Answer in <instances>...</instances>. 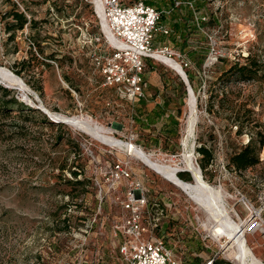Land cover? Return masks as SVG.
I'll return each instance as SVG.
<instances>
[{"label":"rangeland","instance_id":"1","mask_svg":"<svg viewBox=\"0 0 264 264\" xmlns=\"http://www.w3.org/2000/svg\"><path fill=\"white\" fill-rule=\"evenodd\" d=\"M15 7L29 22L9 32L13 20L8 13ZM96 11L95 0H0V67L20 80L15 85L0 76V85L9 89L7 94L0 91V102L15 97L25 105L12 110L0 106V264H126L115 228L128 215L121 204L128 185L123 181L113 190L105 177L121 160L131 165L135 178L145 181L151 198L165 204L169 226L162 234L184 264H237L227 257L234 240L225 233L220 241L214 240L207 213L182 189L126 149L52 120L53 113L91 116L122 142L133 139L148 154L184 165L185 82L163 62L154 64L164 82L150 85L153 97L148 100L161 101L163 114L169 116L149 125L148 100H127L101 85L95 55L102 33ZM203 11L201 29L190 19L185 22V10L180 22L187 36L173 42L175 35L158 34L155 44L165 40L183 64L206 57L207 61L209 35L217 40L218 60L201 69L194 61L184 67L195 76L200 116L194 146L188 150L200 168L203 156L197 147L212 149L214 160L200 168L204 179L223 190L233 219L247 222L244 240L264 262V229L257 225L264 227V212L259 214L264 208V160L244 171L229 164L230 157L251 139L264 156V72L250 81L237 75L219 78L234 62H247L249 53L264 65V0H206ZM29 59L35 67L21 64ZM200 74L207 81L204 90H200ZM32 85L42 87V92ZM173 117L179 119L177 127L169 126ZM76 180L86 184H74ZM239 191L254 204V213ZM157 210L154 207L155 215ZM252 217L257 223L251 224Z\"/></svg>","mask_w":264,"mask_h":264},{"label":"built area","instance_id":"2","mask_svg":"<svg viewBox=\"0 0 264 264\" xmlns=\"http://www.w3.org/2000/svg\"><path fill=\"white\" fill-rule=\"evenodd\" d=\"M180 3L177 1L176 6ZM102 4L103 17L96 11L102 37L98 38L100 49L95 55V62L103 76V86H115L121 97L131 101L144 98L146 60H156V52L170 57L175 55L168 45L155 44L158 34L168 35L171 31L170 27L162 23L163 14H170L171 9L159 10L144 1L127 4L124 0H102ZM199 18L197 15L196 20ZM202 19L205 20V17ZM209 36L211 51L206 67L218 60L217 40ZM211 58L213 60L209 63ZM191 65L190 60L182 64L183 67ZM205 88L206 82L202 85V89ZM261 160H264L263 154ZM105 177L113 190H117L123 181L128 185L126 197L121 201L128 215L115 228L119 251L126 264H184L174 248L159 234L168 215L165 204L150 200V189L145 181L133 176L131 165L126 161H115ZM97 183L101 185L100 181ZM103 193L104 189L101 188L102 199ZM239 194L247 209L254 213V204L240 191ZM154 207L158 208V215L154 214ZM263 212L264 208L259 213L260 217ZM256 219L252 217L251 224ZM257 225L264 229L262 223Z\"/></svg>","mask_w":264,"mask_h":264},{"label":"bare ground","instance_id":"3","mask_svg":"<svg viewBox=\"0 0 264 264\" xmlns=\"http://www.w3.org/2000/svg\"><path fill=\"white\" fill-rule=\"evenodd\" d=\"M97 11L103 17L102 0H95ZM104 28L106 29L104 24ZM107 30V29H106ZM109 34V33H108ZM111 37V35L109 34ZM156 54V60L163 62L165 65L174 69L182 78L180 73L186 72L182 64L173 56ZM213 59L209 60V63ZM0 76L4 79H9L11 83L20 85V80L7 68L0 67ZM183 79V78H182ZM184 80V79H183ZM185 82V80H184ZM10 83V84H11ZM23 83V82H22ZM191 92L187 98V114L184 120L185 127V151L184 165L179 163L161 160L148 154L142 147L134 142L126 143L115 137L111 129L99 122L98 120L86 115L67 116L63 114L53 113L54 118L61 119L80 128L88 134L95 137L104 144H115L120 148L126 149L128 153L136 156L145 165L156 171L163 178L167 179L180 189H182L192 200L195 201L206 213L208 221L212 226L211 236L214 240L220 241V235L225 233L234 240L235 247L229 251L227 257L234 260L237 264H264V262L256 255L254 250L249 247L244 240V229L247 222L243 220L236 221L228 212V204L224 201L225 194L221 188L209 185L203 176L202 170L196 165L193 158L192 150H188L189 145L194 146V138L196 137L198 123L200 120L198 112V97L196 92L190 86ZM34 104V102H33ZM44 108V105L41 104ZM45 110V109H44ZM51 114V113H50ZM193 140V141H192ZM182 170H188L193 175V181L188 182L179 178L178 173ZM221 243V242H220Z\"/></svg>","mask_w":264,"mask_h":264},{"label":"trees","instance_id":"4","mask_svg":"<svg viewBox=\"0 0 264 264\" xmlns=\"http://www.w3.org/2000/svg\"><path fill=\"white\" fill-rule=\"evenodd\" d=\"M177 1L181 2L178 6H176V2ZM144 2L149 4V5H152V6L156 7L159 10L171 9V13L170 14H163V16H162V23L167 25L168 27H170L171 31H170V33L168 35L164 34V33L162 35H165L166 37L175 35L173 37V42H177L178 41L177 38L180 39L182 37V35L187 36L185 33H183V31H186V27L184 28L183 24L180 22L181 19L184 16V11L185 10H186L185 16H187V19H185L186 23L190 19L191 21H193V23H195V27H196L197 30L201 29V27L203 26L202 24H205V21L202 18L206 16L205 12L203 11V8L206 6V0H145ZM162 6H164V7L161 8ZM8 14H9L8 17H11L12 20H13V21H9V23H8L7 30L9 32H12V31L15 32L17 30H21L29 22V19L26 16V14L24 12L20 11L19 9H17L16 7L12 11H10ZM197 15L200 17L198 21L196 20V16ZM186 23H185V26H186ZM159 43L167 45L165 40H159L158 44ZM36 45L40 46L39 44H36ZM210 51H211V45H210ZM49 56H52V55H49ZM206 56H207V54H206ZM206 58H204L205 60L204 59H199L198 61H196V59L195 60L191 59L192 61L191 60L190 61L191 62L194 61L193 63L198 66V67L197 66L196 67L201 69L205 65ZM245 59L247 61L245 63H241L240 61L234 62L230 66V68H228V69L224 70L223 72H221L219 78L228 77L230 79L232 76L237 75L239 80L250 81V80L255 79L256 77H258L259 74H262L264 72V68L262 67L264 65H262L257 59H255L253 56H251L250 53L245 57ZM146 62H147V67H146V71H145V75H144L145 97L137 99L134 102H142V101L148 100L151 97H153L152 93L150 92V89H151L150 85H153V84L150 83L149 76L147 77V74H149L151 72H154V71H157L156 68H153L154 64H156L157 61L156 60H152V59H147ZM21 64L28 65L30 68L36 66V65H32L31 59H29L27 61H24ZM172 70H174V69H172ZM14 71L18 75L21 76V71L20 70H16L15 69ZM186 73H187V76L189 78V82H191L192 85H193V82L195 80V78H194L195 76L192 73H189L188 70H186ZM101 76H102V74H101ZM199 77L201 78V83H202L201 86H200V90H202V85L204 83L202 81L203 80L202 74H200ZM101 81H102L101 85L103 86V76H102ZM162 82H164L163 81V76H162ZM206 84H207V81H206ZM192 85H190V86L192 88H194V90L196 91L195 86L194 85L192 86ZM32 87L36 91L42 92V87H37L35 85H32ZM104 87H109V88L113 89L114 92L118 96H120V94L117 92V88L115 86H104ZM0 91H3L4 93L7 94L9 92V89L7 87H4V86L0 85ZM188 96H187V98H188ZM121 98H124V97H121ZM125 99H127V98H125ZM148 101H149L148 102L149 113L147 114L146 120H148V124L149 125L150 124H155V123H157L159 121L162 122L165 119V115L169 116V114H167V113L163 114L161 101L159 103H156V100L155 101L154 100H148ZM150 102H155L156 103V105L154 103L155 107H153L154 105L150 106ZM0 106L2 108H6L7 110H12V108L15 107V106L19 108V107H24L25 105L22 102H20L17 98L13 97L11 99L2 100L0 102ZM151 107H153V108L150 109ZM23 109L24 108H22V110ZM236 118H237V120H240L241 116L238 115V113H236ZM141 121L142 120L139 119V122H141ZM58 124H61V122H59ZM178 124H179V119L176 118V117H173L171 119V121H170V125L169 126L177 127ZM135 144L139 145L140 147H142L145 150V148L141 144H138L137 142H135ZM261 144L264 146V139H262ZM197 152L203 156L201 163H199V166H200V168L202 170H204L214 160V153H213L212 149H210L206 145H199L197 147ZM260 161H261V154L259 155V152L257 151V148L255 147L254 142L251 139L250 142L248 144L244 145V147L239 152L233 154L230 157L229 164L232 167H234L236 170L244 171V170H247V169L259 164ZM63 169H65V167H63ZM72 173L77 178L78 172L77 171H73ZM178 176H179V178H181L184 181L191 182L190 180H192L191 175L189 173L184 172V171L183 172H179ZM74 184L84 185L86 183H85V181L76 180L74 182ZM149 197H150L151 201L155 200V198H151L152 197L151 195ZM167 223H169V222H167ZM165 224L166 223L163 224V227L159 231L160 236L163 237L164 239H165V236L162 234V230L164 229V231H165L168 228V226H169V224H166V225ZM188 264H197V263L196 262H190Z\"/></svg>","mask_w":264,"mask_h":264},{"label":"crops","instance_id":"5","mask_svg":"<svg viewBox=\"0 0 264 264\" xmlns=\"http://www.w3.org/2000/svg\"><path fill=\"white\" fill-rule=\"evenodd\" d=\"M148 76H149V80L152 81L154 86H159L163 83L162 82V75L158 71L151 72V73H149ZM159 102L160 101H156V103H159ZM156 103H155V105H156ZM155 105L153 107H155ZM153 107H151L150 109H152Z\"/></svg>","mask_w":264,"mask_h":264},{"label":"water","instance_id":"6","mask_svg":"<svg viewBox=\"0 0 264 264\" xmlns=\"http://www.w3.org/2000/svg\"><path fill=\"white\" fill-rule=\"evenodd\" d=\"M180 75L182 76V78L185 80V84L187 85V90H188V95H190V92H191V89H190V82H189V78L187 76V73L184 72V73H180ZM52 120L55 121V122H66L64 120H61V119H56L54 117H52ZM188 171V170H187ZM190 172V171H189ZM192 175V174H191ZM192 178H193V175H192Z\"/></svg>","mask_w":264,"mask_h":264}]
</instances>
